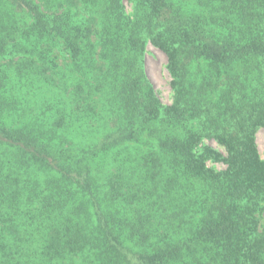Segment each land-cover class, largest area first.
<instances>
[{"label":"trees","instance_id":"1","mask_svg":"<svg viewBox=\"0 0 264 264\" xmlns=\"http://www.w3.org/2000/svg\"><path fill=\"white\" fill-rule=\"evenodd\" d=\"M260 129L264 0H0V264H264Z\"/></svg>","mask_w":264,"mask_h":264},{"label":"rangeland","instance_id":"2","mask_svg":"<svg viewBox=\"0 0 264 264\" xmlns=\"http://www.w3.org/2000/svg\"><path fill=\"white\" fill-rule=\"evenodd\" d=\"M129 8V5H128ZM144 66L149 81L155 88L157 96L163 104H171L173 100V91L171 89V76L167 69L166 55L149 44L144 57ZM259 152L264 158V129H260L256 136ZM207 144L224 152V150L214 141H207ZM209 166H215L217 169H223L222 164L209 163Z\"/></svg>","mask_w":264,"mask_h":264}]
</instances>
